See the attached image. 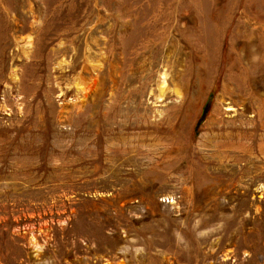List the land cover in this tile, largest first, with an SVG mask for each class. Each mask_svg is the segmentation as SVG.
Instances as JSON below:
<instances>
[{
	"label": "rangeland",
	"instance_id": "obj_1",
	"mask_svg": "<svg viewBox=\"0 0 264 264\" xmlns=\"http://www.w3.org/2000/svg\"><path fill=\"white\" fill-rule=\"evenodd\" d=\"M0 264H264V0H0Z\"/></svg>",
	"mask_w": 264,
	"mask_h": 264
}]
</instances>
